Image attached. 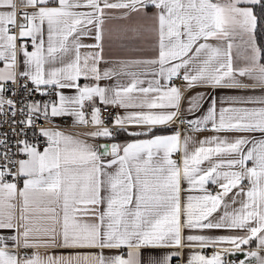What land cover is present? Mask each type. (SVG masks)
<instances>
[{"label":"snow or ice","instance_id":"6c2138e0","mask_svg":"<svg viewBox=\"0 0 264 264\" xmlns=\"http://www.w3.org/2000/svg\"><path fill=\"white\" fill-rule=\"evenodd\" d=\"M0 264H264V0H0Z\"/></svg>","mask_w":264,"mask_h":264},{"label":"crops","instance_id":"0c3cea01","mask_svg":"<svg viewBox=\"0 0 264 264\" xmlns=\"http://www.w3.org/2000/svg\"><path fill=\"white\" fill-rule=\"evenodd\" d=\"M137 22L136 17H132L131 20L129 21H110L108 23V27L112 28L117 25L121 24H135ZM90 42V41H87ZM151 41L148 39V34L143 33L140 36H137L136 34L129 32L127 35H122V34H114L113 39L109 42V46L106 47V52L112 59H122V58H135V57H140L144 55H150L149 45ZM143 49L144 51H138ZM177 83H180L179 81ZM146 86V85H145ZM202 90V89H201ZM219 95L223 96L224 92L219 91ZM186 106V105H185ZM177 129L176 124H173L171 127L168 128H162L158 129L157 132L158 134H172L175 130ZM182 135L184 134V129H180ZM214 133L209 131H204L199 134H197L196 139H203L205 137L211 136ZM120 140H125L128 139V137L121 135L119 137ZM174 159L179 160L180 159V154L177 156L173 157ZM186 186V185H182ZM210 188L212 187L211 185L209 186ZM214 190V189H213ZM195 194V193H194ZM185 194L182 192V198ZM215 234H221L219 232ZM255 247V245H253ZM243 258V257H241ZM230 259H234V257H230Z\"/></svg>","mask_w":264,"mask_h":264},{"label":"built area","instance_id":"2783aa9c","mask_svg":"<svg viewBox=\"0 0 264 264\" xmlns=\"http://www.w3.org/2000/svg\"><path fill=\"white\" fill-rule=\"evenodd\" d=\"M58 123H60V124H62V125H70L71 124V120L69 119V120H67V121H65V120H60V121H58ZM176 126H178L179 125V121H177L176 123ZM186 127V125H179V129H184ZM178 154H175L173 157H175V156H177ZM209 251H211V250H209Z\"/></svg>","mask_w":264,"mask_h":264}]
</instances>
